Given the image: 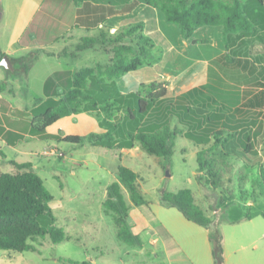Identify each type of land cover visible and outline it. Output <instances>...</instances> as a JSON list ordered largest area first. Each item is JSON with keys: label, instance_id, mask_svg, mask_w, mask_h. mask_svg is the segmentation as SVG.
<instances>
[{"label": "rangeland", "instance_id": "rangeland-1", "mask_svg": "<svg viewBox=\"0 0 264 264\" xmlns=\"http://www.w3.org/2000/svg\"><path fill=\"white\" fill-rule=\"evenodd\" d=\"M50 6H44L36 18L39 35L37 32L33 40L28 37L31 46L21 56H11L13 68L6 69L10 77L2 80L5 82L2 98L12 107L32 110L41 104L46 98L42 92L43 80L54 71L92 66L96 60L104 64L108 60V54L100 49H87L67 57L48 54L64 49L72 52L77 42V31L68 30L72 26L76 6L73 0H53ZM116 13L118 15L111 18L110 23L127 24L141 20L153 30L156 41L163 32L171 44L178 46L174 50L166 45L161 47L162 57L157 63L124 74L118 83L121 89L124 88L122 81L128 78H131L133 86L140 79L151 81L149 76H162L164 72L173 74L180 70L183 76H187L196 69L205 79V63L201 61L189 68L191 61L203 58V54H215L223 45L220 26L217 29L207 25L199 27L193 33L197 41L192 43L189 38H181L176 25L165 22L162 13L147 6L144 0L117 5ZM62 31L53 46L41 45L40 34H60ZM243 43L247 48L246 56L254 58L257 53L264 54V40L254 34ZM243 43H240L241 47ZM181 46H184V53L182 51L179 55ZM78 54L80 56L76 57ZM33 56L37 57L31 62ZM61 87L59 85L60 90ZM213 102L211 108L219 104ZM257 112L261 130L253 145L256 152L261 151L264 165V109ZM171 122L176 129L187 130L176 116ZM63 125L55 130L62 136L82 135L100 128L96 120L86 113H79L71 123ZM229 130L224 128L221 137L226 136ZM213 140L214 137L210 136L208 143H197L177 134L172 155L162 158L147 153L139 144L129 149H116L87 142L74 144L54 138L26 136L15 145H9L0 138V172L16 170L11 160L31 162L52 195L48 205L55 216V224L66 234V238L57 243L47 235L28 240L33 249L21 252L0 249V264H64L62 260H87L91 264H251L253 250L250 242L260 232L255 223L264 221V191L258 183L257 155L245 152L232 138L224 149L219 144L210 152L214 158L210 167L197 172L196 153L212 145ZM119 165L138 174L137 183L147 205L136 206L130 200L128 190L118 178ZM209 168H212L214 177L208 175ZM197 174L201 176L200 180ZM112 182L120 185L129 206L128 221L132 231L141 239L140 246L117 238L115 214L102 206ZM181 188L192 191L196 204L210 220L209 229L187 220L175 207L162 203V192H176ZM210 228L219 235V262L213 254ZM241 244L247 247L241 248Z\"/></svg>", "mask_w": 264, "mask_h": 264}, {"label": "trees", "instance_id": "trees-1", "mask_svg": "<svg viewBox=\"0 0 264 264\" xmlns=\"http://www.w3.org/2000/svg\"><path fill=\"white\" fill-rule=\"evenodd\" d=\"M129 1L131 0H73L75 5L82 4L78 9L79 13L95 10L96 7H91L92 3L103 7L126 4ZM144 1L158 9L165 22L176 25L183 39L190 38L204 25L222 26V40L226 47L235 44L237 38L250 36L258 29H262L264 33V0ZM39 14L41 10L24 30L20 38L21 45L28 44L30 33L37 34L40 31L36 27V18ZM103 20L104 14L101 12L88 23L97 25ZM85 49L102 50L108 54L107 62L104 64L98 62L72 71L54 72L44 84L45 100L32 110L12 107L5 99L0 98V138L6 144L15 145L26 136L54 138L74 144L87 142L116 149H129L139 144L147 153L167 158L173 153L177 134L187 136L197 143H208L210 136H213V144L196 153L197 172L210 167L214 161L210 152L219 144L224 147L232 138L240 143L245 152H252L251 134L244 129V125L234 124L232 119L234 113L230 112L231 106L237 103L236 94H231V99L223 103L224 84L219 73L213 68V65L221 68V63L229 67L236 62V58L228 56L227 51L211 61L208 82L204 88L193 87L169 97L168 82L163 80L141 82L137 89L128 92H122L118 86L117 78L140 67L152 66L162 57L161 47L145 32L143 21L129 22L114 32L110 31V26L103 24L94 35L81 37L75 43L72 52L64 49L58 53L48 54L75 56ZM36 57L33 56L31 62ZM28 67L29 63L25 65V71ZM51 81L57 84L54 85L55 90L49 93L48 86ZM59 85L62 86L61 90ZM4 89L5 82L1 81L0 91ZM259 95L260 93L253 94L242 101V105L249 108L263 106L264 99ZM213 101L219 104L211 108ZM79 113L92 116L101 131L63 136L46 131L49 125L61 117ZM174 116L186 125L187 130L182 131L172 126ZM224 128L230 130L226 136L221 137ZM10 162L16 170L0 172V249L18 252L33 249L28 240H36L46 235L54 243L64 240L66 234L62 228L56 226L55 216L48 205L52 195L32 163L14 160ZM211 170L212 168H209L208 175L214 177ZM117 174L119 181L128 190L133 204L147 205L148 202L137 183L138 174L123 165L118 166ZM196 177L198 180L201 179L198 174ZM258 183L264 191V167L259 169ZM161 201L167 206L175 207L187 220L209 229L210 220L196 204L189 188H181L176 192H162ZM102 206L115 214L117 238L127 244L140 246L141 239L132 231L128 221L129 206L125 202L119 183L112 182L108 186L107 197ZM209 232V238L214 243L213 254L219 262L218 256L221 251L219 235L212 228ZM62 261L64 264H91L87 260Z\"/></svg>", "mask_w": 264, "mask_h": 264}, {"label": "crops", "instance_id": "crops-1", "mask_svg": "<svg viewBox=\"0 0 264 264\" xmlns=\"http://www.w3.org/2000/svg\"><path fill=\"white\" fill-rule=\"evenodd\" d=\"M52 1L53 0L51 1H48V0H0V56L2 55V57L0 58V81L10 77V75L6 73L7 72L6 69H10V68L4 67L1 64V60H3V57L5 56L8 57L12 65V68H13L14 64L11 60V56H14V55L21 56L25 52L27 47L31 46L30 44H27V45L20 44V38L24 30L32 22V20L34 19L38 11L43 9L44 6H47L46 8L51 7L50 2ZM131 1H129L128 4ZM97 5L98 4L96 3L91 4L92 8L96 7L95 9L96 11L92 9V12L82 11L81 13L78 12V9L82 7V4L75 6L74 15H73L74 16L73 23H72V26L68 28V30L70 29V30L77 31L76 33L77 42L83 36L94 35V33L103 24L110 26V31L111 30L115 31L119 25L125 24V22L120 23V24L109 22L111 18L115 17V15H118L116 13L117 5H113V6L105 5L103 7H100ZM118 5H121V4H118ZM101 12H103L104 14L103 22L100 21L97 25H91L88 23L89 20H92L95 15H99ZM78 18H81V20ZM219 26L220 25L211 26V27H214V29H217ZM158 27L159 26H157L156 29ZM220 27L222 31V26ZM66 29L67 27L64 30ZM144 30L148 35H150L153 38V40L158 46L164 48V46L166 45L168 48H171V50L178 49L176 48L178 46H174V44H171L168 41L169 39L165 35V33L163 32L160 33L159 40L156 41L155 36L153 35V30L151 28H148L145 23H144ZM63 31L60 34L51 33L49 35L46 34V36L43 35L44 37L41 36L40 37L41 39H39L41 40V43H42L41 45L53 46V44L57 42L56 38L58 36H61ZM214 32L215 34H217L216 33L217 31H214ZM35 34H36L35 32H32L29 34V37L33 40L35 39ZM254 35L258 39L262 41L264 40V33L262 32V29H258L254 33ZM250 36L239 38L235 44H231L228 47H226L223 42V45L221 46V48L218 50L217 53L203 54V58H200V59L195 58L193 61H191L189 68L194 67L201 61L205 63L206 65L205 79L199 75L196 69L192 71V73H189L187 76H183L184 73H182V70H180L173 74H168L167 72H164L162 76L152 75V76H149L151 77L149 79L150 80L158 79V80L168 81L167 96L174 97L193 87L204 88L208 82V68L211 64V61L214 60L215 57L221 55L222 53L226 51H227L228 56L235 57L236 62L232 66L228 67V66H225L223 63H221L220 64L221 68L216 65H213V68L217 73H219V75L221 76L222 82L224 84V87L222 88L225 94V97L222 98L223 103L228 102L231 94L233 93L236 94L237 103L235 105H232L231 110H230L231 113H234V116L232 119L236 126H239V124L244 125L245 126L244 129L246 131H249V133L251 134V142H252L251 144L253 146L252 152L256 153L257 155L258 164H259V168L257 172L259 173L260 167H264L263 160L260 158L262 153L260 150L256 152L255 150L256 148L253 145V141L255 137L259 135L260 130H261L260 120L258 117L257 110L264 109V105L261 107L249 108V107L243 106L242 101L246 100L248 97L252 96L255 93H260L259 96L262 99H264V54L257 53L254 58H251L250 56L245 55L247 52V48H246V45H244L245 43L243 42L246 38H249ZM188 40H192L191 41L192 43H195L197 41L196 38H193V35ZM240 43H243V47L240 46ZM184 45L186 46V42H184ZM62 48L60 50H62ZM182 51L184 53V46L179 47L178 54L180 55ZM79 54H81V52ZM79 54L76 57H79L80 56ZM57 57H60V56H57ZM62 57H67V56H62ZM189 59H191V57H189ZM3 61L7 62L5 60ZM96 63H98V60L94 62V64ZM73 69L75 70L78 68H71L70 70L72 71ZM59 71H63V70H58L56 72H59ZM54 72L46 75L43 80L42 92L44 95H45L44 84L46 80L49 79L53 75ZM121 77L117 78V83L120 82L119 79ZM130 80L131 78H128L122 81L124 85L123 89L120 88L122 92H128V91H131L132 89L135 90L137 88H134V87L136 86L138 87V85L141 82H143L140 79L138 80V83L136 82V84L132 86V84L130 83ZM146 81H149V80H146ZM55 84H57V82L51 81L49 83V86H48L49 93L55 90V86H54ZM225 86H228V87L225 88ZM0 98H2V91H0ZM74 116H78V114H72V115L61 117L56 122L49 125L46 128V131L50 133H56L55 131L56 129L59 130L61 126L64 127L63 123L65 122L71 123ZM86 118L88 121L91 120V118H88V117ZM92 131L100 132L101 128L96 129V130L94 129ZM227 144L228 143H226L225 145ZM222 148L224 149L225 146ZM255 224H256V229L259 230L260 232L254 238H252L250 242L251 248L253 250V256L251 257V264H264V221H257ZM240 246L241 248L247 247V245H243V244H241ZM249 259L250 258H246V260H249Z\"/></svg>", "mask_w": 264, "mask_h": 264}, {"label": "water", "instance_id": "water-1", "mask_svg": "<svg viewBox=\"0 0 264 264\" xmlns=\"http://www.w3.org/2000/svg\"><path fill=\"white\" fill-rule=\"evenodd\" d=\"M3 60L7 61V62H4ZM3 60H1V64L6 67V68H10L12 69V65L10 63V60L8 59V57H3ZM166 174L168 175V172H166Z\"/></svg>", "mask_w": 264, "mask_h": 264}]
</instances>
